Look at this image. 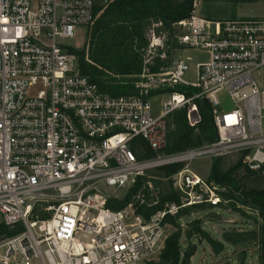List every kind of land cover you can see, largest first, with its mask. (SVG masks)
Wrapping results in <instances>:
<instances>
[{
    "label": "built area",
    "instance_id": "obj_1",
    "mask_svg": "<svg viewBox=\"0 0 264 264\" xmlns=\"http://www.w3.org/2000/svg\"><path fill=\"white\" fill-rule=\"evenodd\" d=\"M96 5L0 0V224L15 232L0 236V264H144L164 249L169 217L180 224L194 215L186 209L222 201L218 186L190 169L192 161L238 154L242 174L264 180V17L207 19L192 0L189 16L171 25L183 30L179 47L207 55L194 80L181 58L151 70L164 56L157 55L144 61L133 93L111 96L80 73L70 50L88 28L84 59L91 62ZM151 37L150 49L159 41ZM176 86L195 91L186 96ZM195 99L210 105L214 140L165 152L172 112L184 108L190 126L200 122ZM162 179L178 201L144 214L160 203ZM138 180L127 204L107 206Z\"/></svg>",
    "mask_w": 264,
    "mask_h": 264
},
{
    "label": "trees",
    "instance_id": "obj_2",
    "mask_svg": "<svg viewBox=\"0 0 264 264\" xmlns=\"http://www.w3.org/2000/svg\"><path fill=\"white\" fill-rule=\"evenodd\" d=\"M192 9V0H112L100 13V8L96 5L94 13L98 16L91 27L89 33L88 55L91 62L84 59V51L71 48V52L79 55L80 73L89 77L99 90L111 96L127 95L134 92L133 85L129 81L116 79L109 72L115 75L139 73L143 64L138 54L133 51L134 39L143 41L144 24L153 19L166 26L189 16ZM139 47H141L139 45ZM169 64V63H168ZM167 64V65H168ZM163 63L156 58L151 70H156ZM105 70V71H104ZM175 91L190 96L195 89L190 86H176ZM200 116V122L195 126H190L186 119V109L182 108L172 112L168 119L173 129L168 133V144L165 152H176L190 147L199 146L204 140H214L216 133L211 119V109L204 99H195ZM219 159H213L209 180L224 190L220 191L222 199L235 201L242 205H247L257 209L264 218V187L260 190L243 191L238 177V167L241 165V157L238 165L228 171L221 173L216 170ZM180 164L164 167L162 173L168 176L171 172L180 168ZM244 176L252 177L255 173L247 171ZM170 184V182H169ZM140 185V180L128 190L121 200H109L107 206L112 209L122 208L130 200L132 194L136 192ZM166 200L178 201V196L169 185L166 193L161 195L160 203L149 210H142L144 214H150L160 208ZM206 205L197 206L199 209ZM211 206V205H209ZM213 207V206H212ZM189 212L190 209H186ZM201 218H194L190 221L191 229L187 230V237L205 239L215 252H219L224 247L225 241L222 239H211L209 234L200 224ZM170 223H176V218L169 217ZM14 231H9L6 226L0 224V236L11 235ZM258 238V250L261 264H264V224L261 226ZM180 235L174 233L165 242L161 264H189L190 258L195 254L196 246L181 254Z\"/></svg>",
    "mask_w": 264,
    "mask_h": 264
},
{
    "label": "rangeland",
    "instance_id": "obj_3",
    "mask_svg": "<svg viewBox=\"0 0 264 264\" xmlns=\"http://www.w3.org/2000/svg\"><path fill=\"white\" fill-rule=\"evenodd\" d=\"M111 1L112 0H97V6L100 8L99 13ZM155 23L156 21L153 19L145 22L144 40L140 41L139 38L134 39L133 51L141 58L143 65L145 60L154 59L157 55H164L158 56V59H160L163 65H167L174 59H184L189 65L186 78L188 80H194L196 63L207 60V55L199 50L178 46L177 36L183 31L181 27L172 25L166 26L164 24L156 26ZM89 31H91V29H89ZM152 31L155 34V38H159V41L156 40L155 42L158 46L150 49L149 44L150 41H152ZM87 32L88 28L81 27L79 35L70 40V45L75 47L74 49L76 50L85 51L88 43ZM139 45L141 47H139ZM140 72L121 75H115L109 72V74L116 76V79H123V81L132 83L137 79ZM160 100V98H157L152 101L155 109H158ZM224 107L225 110H230L233 107L228 98L224 102ZM167 122L169 131H171L173 126L170 124L169 119ZM239 160L240 157L238 154L220 158L216 170L224 173L231 168H235ZM212 164L213 160L200 158L191 162L190 169L201 177L207 178L211 172ZM237 169L239 173L238 177L240 178V186L243 191H255L264 187V180L258 175L252 177L244 176L242 174V165ZM161 174L162 172L156 173L157 177L164 176ZM156 181L159 182L156 184L160 188L161 196L166 193L170 184L165 179ZM212 182L214 183V180ZM220 191L224 193V190L218 186L217 192L219 195ZM190 212H194V215H189L188 213L182 223L175 225L170 223L167 227V238L172 237L174 233L180 235L179 242L182 247L181 254L190 249L192 245L196 246L195 254L190 258L189 264H261L258 250V233L261 226L264 224V218L257 209L247 205H241L233 200L227 201L222 199L221 203L217 206L212 207L206 205L204 208L200 209L194 207L190 209ZM197 217L201 218L200 224H202L203 229L209 234L211 239H215L216 237L223 241H225L224 238L227 239V241L224 242L223 249L218 253L213 250L212 246L205 241V239H200L198 236L196 238L187 237L186 231L191 229L190 221ZM162 251L159 255L144 264H161Z\"/></svg>",
    "mask_w": 264,
    "mask_h": 264
},
{
    "label": "crops",
    "instance_id": "obj_4",
    "mask_svg": "<svg viewBox=\"0 0 264 264\" xmlns=\"http://www.w3.org/2000/svg\"><path fill=\"white\" fill-rule=\"evenodd\" d=\"M196 11L207 19L264 17V0H195ZM219 239L218 237H216Z\"/></svg>",
    "mask_w": 264,
    "mask_h": 264
}]
</instances>
